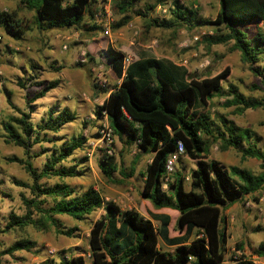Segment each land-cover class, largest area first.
Listing matches in <instances>:
<instances>
[{
  "label": "trees",
  "instance_id": "1",
  "mask_svg": "<svg viewBox=\"0 0 264 264\" xmlns=\"http://www.w3.org/2000/svg\"><path fill=\"white\" fill-rule=\"evenodd\" d=\"M21 2L35 12L34 24L40 32L73 29L88 34L100 30L92 24L99 0H72L66 5L63 0ZM182 2L172 0L169 17L150 19L147 26L173 32L180 28L212 27L213 34L202 38L206 48L210 50L213 46L230 44V50L240 54L242 62L261 78L264 86V65L262 69L255 66L261 62L264 64V36L256 33L249 40L243 30L250 24H264V0H219L220 9L214 20L200 17L196 10ZM137 3L138 0H112L111 8L119 16L112 27L114 30L125 27L134 17L148 18L155 7L148 5L136 11ZM0 29L9 38L20 41L24 39L27 28L14 13L0 12ZM105 56L119 85L108 90L100 88L107 97L96 107L94 117L97 121H107L113 136L123 147L134 146L138 152L151 156L142 174L144 181L140 197L155 209L148 205L150 210L175 212L171 217L160 216L161 234L166 244L173 246V251L167 253L159 249V232L151 221V215L145 219L133 209L122 210L116 203L105 201L92 187L78 192L65 182L84 176L83 167L88 162L86 156L70 160L75 152L86 150L87 139L84 136L78 135L66 141L56 136L65 125L74 123L76 116L66 107L60 109L53 105L39 123L34 124L31 118L33 103L54 90L59 85L58 81L46 85L42 82L32 84L42 88L27 100V110L14 108L16 115H10L1 122L4 141L24 152V158L12 157L7 161L20 165L30 181L12 179V184L27 190L29 197L21 195L25 212L22 215L9 214L5 226H0V235L33 227L40 232L54 229L56 234L71 238L76 230L66 229L58 217L66 216L82 222L93 212L102 210V215L88 234L89 264H223L229 238L223 212L246 197H254L263 188L264 148L257 147L253 132L235 126L226 116L217 114L211 117L208 106L213 98H224L223 106L233 108L234 115H241L247 110H264V97H246L236 85L226 82L224 86L229 74L227 69L213 77L195 80L185 69L163 60L140 57L125 67L124 53L108 47ZM75 67L85 70L87 66L78 62ZM50 68L55 72L63 69L62 66ZM34 69L31 66V71ZM86 71L90 77L89 70ZM33 78L18 82V86L25 89L26 82ZM93 88L97 90L98 86L93 84ZM179 142L184 155L196 164V168L189 172L188 180L180 171L174 170L169 175L166 172L167 160ZM43 144H50L51 148H44ZM37 145L40 150L34 152ZM213 146L220 152L229 149L239 151L241 161H259L261 171L254 174L238 166L225 169L218 161L208 158ZM99 151L101 175L116 183V157L104 150ZM43 155L47 157L42 167L35 168L33 160ZM69 160L70 165L66 163ZM135 165L129 174H122L123 179L133 175ZM166 177L168 181L164 182ZM49 180L55 182L50 184ZM1 184L0 180V195H6L1 191ZM35 245L22 238L3 250L0 258L2 255L13 256L19 251L29 252ZM236 248L240 255L241 245ZM263 250L261 246L254 253L263 255ZM235 262L254 264L244 257ZM39 264L87 262L82 255L65 257L59 254L57 260L46 259Z\"/></svg>",
  "mask_w": 264,
  "mask_h": 264
},
{
  "label": "rangeland",
  "instance_id": "2",
  "mask_svg": "<svg viewBox=\"0 0 264 264\" xmlns=\"http://www.w3.org/2000/svg\"><path fill=\"white\" fill-rule=\"evenodd\" d=\"M21 1L0 0V12L14 13L17 19L22 22L23 27L27 28L24 39L20 41L9 38L0 29V180L2 181L1 191L6 194L0 195L1 227L5 226L9 214L22 215L25 212L21 195L29 197L27 190L12 184V179L30 181L20 165L7 161L12 157L24 158V152L21 148L4 141L1 122L10 115H16L14 108L27 110V100L42 88L32 84L42 82L46 85L53 81L59 82L54 90L33 103V113L31 114L33 123L37 124L45 118L47 110L53 105L60 109L66 107L76 116V120L74 123L65 125L56 136L66 141L71 137L82 135L87 139L86 149L97 137L95 135L101 128L108 126L105 119L97 121L94 117L96 107L102 104L106 96L101 89L108 90L117 86V82H119L105 56V50L108 47L122 53L126 52L124 54L131 61L137 60L139 57H149L173 63L185 69L189 76L195 80L213 77L227 69L229 74L226 81L223 82L224 86H226V82L234 84L246 97H264L261 78L256 77L249 70L237 51L230 50V44L213 46L209 50L202 43L204 36L213 34L212 27L180 28L173 32L147 26L150 19L169 17L172 0H138L136 11L142 10L148 5H154V10L150 12L148 18L134 17L128 25L117 30L112 27L118 22L119 16H116L111 8L113 23L110 37L103 35L101 30L88 34H81L73 29L40 32L35 28V12L27 9ZM100 2L101 0H99ZM182 4L196 10L200 17L208 20H214L220 9L219 0H183ZM163 10L166 11L163 12ZM243 30L249 40L256 33L264 36V24L262 23L250 24ZM90 58L93 59L92 62ZM82 59L84 62H81ZM78 62L86 64L85 70L75 67ZM263 65L261 62L255 66L262 69ZM31 66L36 69L31 71ZM51 66H62L63 69L60 72H55L50 68ZM86 70H89L90 77ZM31 76L34 78L32 81L26 82L25 89L18 86V82H24ZM93 84L98 86L97 90L93 88ZM224 100L220 97L211 100L208 106L210 116L215 117L217 114H222L235 126L253 132L257 139V147L263 149L264 110H247L241 115H234L233 108L223 106ZM43 147L51 148V145L43 144ZM39 150L38 145L34 146V152ZM110 150L111 154L116 157L118 167L114 174L116 183L107 181L101 175L98 169V158L101 156V152L98 149L95 150L91 160L84 165V176L68 179L65 182L76 188L78 192L92 187L98 190L105 201L113 202L115 200L116 204L130 206L131 209H136L135 211L148 219L151 215V221L159 232V249L171 253L173 247L166 244L161 234L163 233L160 217L162 215L151 214L150 207H148V205L152 207L151 203L140 197L141 174L144 173V166L150 158L149 155H142L134 146L123 147L115 136ZM84 156L85 151H77L70 160L80 159ZM46 157L43 155L35 158L33 166L35 168L42 167ZM208 158L218 161L225 169L238 166L248 169L254 174L261 171L259 161L255 159L241 161L239 151L234 149L220 152L216 146H213ZM70 160L66 162L68 165L71 164ZM134 163L136 165L133 175L123 179L122 174H129ZM195 168V162L185 155L174 165L175 172H182L186 176V180H188L191 169ZM54 182L55 180L48 181L50 184ZM124 194H127V202L119 203V197ZM152 209L155 210L153 207ZM102 213V210H97L82 222L66 216L58 217L66 229L76 230L74 237L71 238L56 234L54 229L40 232L33 227H26L24 230H11L6 234H1L0 253L22 238L29 239L36 245L29 252L19 251L13 256L2 255L0 264H39L46 259L57 260L59 254L65 257L82 255L89 264V230ZM223 215L226 218L229 235L223 264H236L235 260H240L242 257L254 264H264V250L263 255L254 253L261 246L264 247V186L254 197H246L230 206L223 212ZM191 239L193 238L191 237L190 241ZM237 245H241L242 250L239 252L242 256L236 253Z\"/></svg>",
  "mask_w": 264,
  "mask_h": 264
},
{
  "label": "built area",
  "instance_id": "3",
  "mask_svg": "<svg viewBox=\"0 0 264 264\" xmlns=\"http://www.w3.org/2000/svg\"><path fill=\"white\" fill-rule=\"evenodd\" d=\"M71 2L72 0H63L64 5ZM111 2L112 0H101V2L99 3L100 4L99 7H96V10L93 12V17H92V24L98 27L103 33V35L107 37H110L112 33L111 26L113 20H112V12H111ZM165 11L166 10H163V12ZM81 62H84V60L82 59ZM130 62H132L131 59L127 55H125L124 66L125 67L128 66ZM113 143H114V136L112 130L109 128V126H103L98 133V137L94 139L93 142H91L88 148L85 150V156L88 159H91L96 149L104 150L106 151L107 154H111L110 149ZM183 155H184V148L182 144L179 142L177 144L176 151L167 160L166 172L168 175L173 172L174 165ZM167 181H168V177L165 178L164 182ZM163 188H166V185H164ZM113 202L116 203L115 200ZM119 203L121 202L119 201Z\"/></svg>",
  "mask_w": 264,
  "mask_h": 264
},
{
  "label": "crops",
  "instance_id": "4",
  "mask_svg": "<svg viewBox=\"0 0 264 264\" xmlns=\"http://www.w3.org/2000/svg\"><path fill=\"white\" fill-rule=\"evenodd\" d=\"M124 53H126V52H124ZM126 55V54H125ZM140 58V57H139ZM146 58V57H145ZM135 61V60H134ZM118 83V85H119V82H117ZM107 97V95L105 96V98ZM142 154V153H141ZM142 155H147V154H142ZM149 160L147 161V163L145 164V166H144V170H145V167L150 163V161H151V156L149 155ZM88 159V158H87ZM91 159H88V162L90 161ZM143 170V171H144ZM139 173V172H138ZM141 174V173H140ZM141 176H142V174H141ZM143 181H144V178H143V176H142V185H143ZM119 201L122 203V202H127V194H124L122 197H119ZM117 205L122 209V210H124V209H131V207L130 206H125V205H119L118 203H117ZM136 210V209H135ZM149 211L151 212V214H154V215H168V216H172V214L173 215H175V212L174 211H172V210H169V209H162V210H157V211H153V210H150L149 209ZM144 217V216H143ZM145 219H148V217H144ZM169 247H173V246H169Z\"/></svg>",
  "mask_w": 264,
  "mask_h": 264
}]
</instances>
